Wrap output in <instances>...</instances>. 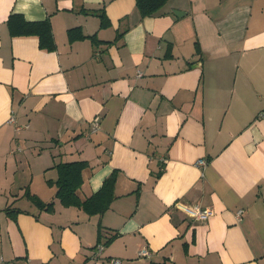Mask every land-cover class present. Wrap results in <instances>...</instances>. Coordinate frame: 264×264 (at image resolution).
Wrapping results in <instances>:
<instances>
[{
  "label": "crops",
  "instance_id": "crops-1",
  "mask_svg": "<svg viewBox=\"0 0 264 264\" xmlns=\"http://www.w3.org/2000/svg\"><path fill=\"white\" fill-rule=\"evenodd\" d=\"M99 8L108 26L84 12ZM11 13L48 17L55 50L11 36ZM263 111L264 0H168L144 17L135 0H0V264H264ZM79 160L81 199L119 170L102 214L55 197V165ZM27 189L54 191L53 211Z\"/></svg>",
  "mask_w": 264,
  "mask_h": 264
},
{
  "label": "trees",
  "instance_id": "trees-1",
  "mask_svg": "<svg viewBox=\"0 0 264 264\" xmlns=\"http://www.w3.org/2000/svg\"><path fill=\"white\" fill-rule=\"evenodd\" d=\"M168 0H135L136 8L141 17L151 16L161 9ZM86 13H93L100 18V26H108L109 19L105 14L104 8L84 10ZM9 34L15 36H36L38 38L39 47L46 51H53L56 44L52 34L51 22L49 18L43 20H26L21 13H11L6 19ZM122 33L119 32L118 36ZM69 40L85 38L80 28H72L68 30ZM93 42H99L95 35L90 36ZM108 42V41H106ZM198 46V45H197ZM198 51V47H196ZM89 167L85 160L61 162L55 165L57 169V179L53 182L56 186L55 197L59 199L64 206H75L82 209L89 215L102 214L111 205L115 199V185L119 175V170L113 169L106 176L101 186L89 197L81 199L77 195V190L83 183V170ZM26 197L32 201L40 210L53 211L54 203L52 201L45 202L37 195L28 191L25 192ZM6 212L12 216L16 209L6 208ZM13 217V216H12ZM101 226L98 225L97 236L100 238ZM113 237H110L106 243H110Z\"/></svg>",
  "mask_w": 264,
  "mask_h": 264
},
{
  "label": "built area",
  "instance_id": "built-area-1",
  "mask_svg": "<svg viewBox=\"0 0 264 264\" xmlns=\"http://www.w3.org/2000/svg\"><path fill=\"white\" fill-rule=\"evenodd\" d=\"M261 116H264V111L260 113ZM91 129L92 131H96L99 128V119L98 117L93 118L90 121ZM207 161L206 159L202 158L198 160V165L200 167H204L206 165ZM186 215L191 217L192 219H205L208 217L211 213V211L206 207L203 208L200 205L197 204H181L179 207ZM242 213V210L238 211V215ZM104 248V245L99 243L95 246L96 252H101ZM139 256H149L150 252L147 248H142L138 251ZM111 264H119L121 262L120 259L112 257L108 260Z\"/></svg>",
  "mask_w": 264,
  "mask_h": 264
},
{
  "label": "rangeland",
  "instance_id": "rangeland-1",
  "mask_svg": "<svg viewBox=\"0 0 264 264\" xmlns=\"http://www.w3.org/2000/svg\"><path fill=\"white\" fill-rule=\"evenodd\" d=\"M40 180H42V179H40ZM36 184H37V185H40L39 181H37ZM53 190L55 191V188H53ZM54 191H53L52 193H51V192L44 191V192H45V193H43V194H44L43 196H44V198H45L44 200H45V201H50V200H52V197H53V195H54ZM26 207H29V208H30V207H32V206H31V204H28V205H26Z\"/></svg>",
  "mask_w": 264,
  "mask_h": 264
},
{
  "label": "water",
  "instance_id": "water-1",
  "mask_svg": "<svg viewBox=\"0 0 264 264\" xmlns=\"http://www.w3.org/2000/svg\"><path fill=\"white\" fill-rule=\"evenodd\" d=\"M178 12H179V11H175V13H176L177 15H179Z\"/></svg>",
  "mask_w": 264,
  "mask_h": 264
}]
</instances>
